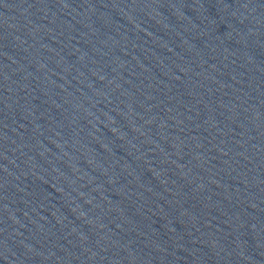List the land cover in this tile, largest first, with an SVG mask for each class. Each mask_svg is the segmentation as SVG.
Wrapping results in <instances>:
<instances>
[{
	"label": "water",
	"instance_id": "1",
	"mask_svg": "<svg viewBox=\"0 0 264 264\" xmlns=\"http://www.w3.org/2000/svg\"><path fill=\"white\" fill-rule=\"evenodd\" d=\"M0 264H264V0H0Z\"/></svg>",
	"mask_w": 264,
	"mask_h": 264
}]
</instances>
